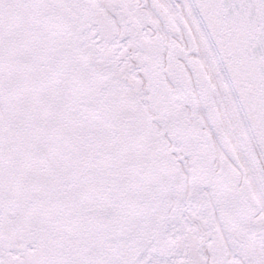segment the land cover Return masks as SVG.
Returning a JSON list of instances; mask_svg holds the SVG:
<instances>
[{
	"label": "snow or ice",
	"instance_id": "6c2138e0",
	"mask_svg": "<svg viewBox=\"0 0 264 264\" xmlns=\"http://www.w3.org/2000/svg\"><path fill=\"white\" fill-rule=\"evenodd\" d=\"M0 264H264V0H0Z\"/></svg>",
	"mask_w": 264,
	"mask_h": 264
}]
</instances>
